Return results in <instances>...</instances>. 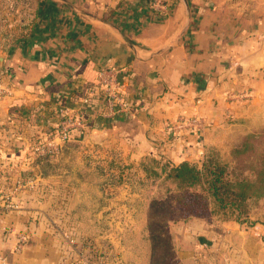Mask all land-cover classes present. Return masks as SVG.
<instances>
[{"label": "crops", "instance_id": "1", "mask_svg": "<svg viewBox=\"0 0 264 264\" xmlns=\"http://www.w3.org/2000/svg\"><path fill=\"white\" fill-rule=\"evenodd\" d=\"M151 1L0 0V79L8 89L0 96V192L22 170L35 171L27 147L62 108L85 121L70 141L102 143L135 162L199 157L230 116L264 121V0H186L187 26L181 0L161 8ZM111 67L128 105L104 116L98 71ZM181 116L200 117L202 128L169 131ZM53 187L17 192V208L0 215L8 264H65L87 246L82 220L66 214L65 196L51 198ZM93 217L86 229L94 239L117 236L114 216ZM206 223L183 225L178 264H199L197 249L208 242L220 248L207 250L216 260L224 252L231 264H264V222ZM20 234L26 241L17 248Z\"/></svg>", "mask_w": 264, "mask_h": 264}, {"label": "rangeland", "instance_id": "2", "mask_svg": "<svg viewBox=\"0 0 264 264\" xmlns=\"http://www.w3.org/2000/svg\"><path fill=\"white\" fill-rule=\"evenodd\" d=\"M261 129H264V121L238 120L230 116L227 124L214 132L213 141L205 145L200 156L188 161L201 166L205 158L212 157L225 163L231 175L253 178V162L264 147V139H258L257 142L252 140L256 148L250 149L247 157L235 158L231 150L246 135ZM39 162L32 173L41 179L34 186H54L50 191L51 198L65 196L70 200L71 205L65 208V212L82 220L84 234L88 236L87 239L79 240L80 244L87 246L79 248L107 263L178 264L179 260L174 258L173 252L186 245V239L179 238V235L183 225L194 218L206 220V224L211 226H219L227 220L264 222V196L247 198L234 213L229 209L218 210L210 201V213L203 216L187 215L176 201L181 190L170 179L164 178L161 172V166L165 163L163 158L155 161L146 158L135 162L124 159L120 153L102 143L69 140L58 154L39 158ZM141 162L150 168L148 173ZM63 186H67V192ZM189 190L193 191L194 188ZM237 212H240V220L234 217ZM108 214L120 221L115 230L118 231L117 236L94 239L86 229L91 223L86 222L97 215L103 220ZM124 220L128 223H122ZM192 236L197 243L198 236L194 233ZM200 236L205 235L201 233ZM215 247L209 242L198 247L201 253L198 263L231 264L224 252L218 260L209 254L207 250L216 252L215 249H220L219 246Z\"/></svg>", "mask_w": 264, "mask_h": 264}, {"label": "trees", "instance_id": "3", "mask_svg": "<svg viewBox=\"0 0 264 264\" xmlns=\"http://www.w3.org/2000/svg\"><path fill=\"white\" fill-rule=\"evenodd\" d=\"M57 115L55 113L54 121L57 120ZM258 139H264V129L246 135L242 142L232 148V156L235 158L247 157L248 152L256 148V144L252 140L257 142ZM34 157L36 158L35 165H37L40 163L39 158L49 156L35 155ZM148 158L153 161L157 159L153 156ZM163 160L165 163L161 166V172L164 173V178L170 179L181 190L176 201L187 215L203 216L210 213V201L215 204L218 210L229 209L234 213V210L238 209L239 205L247 198L264 196V147L254 159L253 178L231 175L225 163H220L212 157L205 158L201 166L188 160H182L177 164H171L164 158ZM143 163L141 162L142 167L148 173L150 168L144 166ZM32 172L33 169L29 168L23 170L21 174L24 178L29 179L36 176ZM188 188L198 190L188 191ZM234 217L240 220V212L235 213Z\"/></svg>", "mask_w": 264, "mask_h": 264}, {"label": "built area", "instance_id": "4", "mask_svg": "<svg viewBox=\"0 0 264 264\" xmlns=\"http://www.w3.org/2000/svg\"><path fill=\"white\" fill-rule=\"evenodd\" d=\"M152 5L158 8L164 7V0H152ZM99 89L105 98L104 116H110L127 110V100L125 99L121 84L117 78L116 70L102 68L98 71ZM8 92L7 87L0 79V96ZM86 101V99H85ZM58 118L49 131H44L36 136L28 145L27 150L36 156H53L58 154L66 141L71 137L73 129L85 127L84 117L81 113L71 112L67 108H62L58 112ZM203 121L198 116H181L173 121L167 129L172 132L181 130H198L202 128ZM34 183L26 179L22 174H17L13 186L6 192H0V215L4 212L17 208V203L13 200L15 194L24 189H32ZM26 241V236L20 234L18 237L17 248H21ZM70 242V243H69ZM75 240L69 239L68 243L74 244ZM0 264H8V259L0 250ZM65 264H111L105 260L87 254L79 246L74 250Z\"/></svg>", "mask_w": 264, "mask_h": 264}, {"label": "water", "instance_id": "5", "mask_svg": "<svg viewBox=\"0 0 264 264\" xmlns=\"http://www.w3.org/2000/svg\"><path fill=\"white\" fill-rule=\"evenodd\" d=\"M185 6V13H186V26L189 22V8H188V5H187V2L186 0H181Z\"/></svg>", "mask_w": 264, "mask_h": 264}]
</instances>
